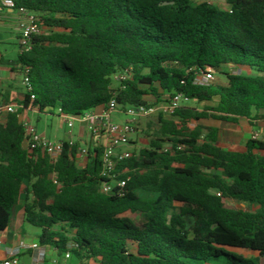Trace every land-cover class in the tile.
Segmentation results:
<instances>
[{
	"label": "trees",
	"instance_id": "obj_1",
	"mask_svg": "<svg viewBox=\"0 0 264 264\" xmlns=\"http://www.w3.org/2000/svg\"><path fill=\"white\" fill-rule=\"evenodd\" d=\"M14 1L41 31L13 61L27 69L31 90L0 120V233L22 203L39 244L78 264H264V138L224 149L219 127L202 122H264V0H226L227 9L193 0ZM228 65L249 72L194 82ZM177 95L195 105L155 114L143 131L148 145L117 166L121 194L100 191L101 147L81 166L67 144L55 161L24 144L23 109L77 116L112 97L124 110Z\"/></svg>",
	"mask_w": 264,
	"mask_h": 264
},
{
	"label": "built area",
	"instance_id": "obj_2",
	"mask_svg": "<svg viewBox=\"0 0 264 264\" xmlns=\"http://www.w3.org/2000/svg\"><path fill=\"white\" fill-rule=\"evenodd\" d=\"M206 3L212 4L213 0H202ZM1 5L14 10V0H0ZM19 12L18 23V44L19 52L28 51L30 49V40L33 35L40 33L41 28L38 24L37 16L22 7L17 8ZM22 85L25 92H30L31 86L29 83V77L27 75V69L23 68L21 71ZM127 69L114 75L115 80L125 79ZM215 80V70L207 68L200 75L195 77V83L199 85H207L211 81ZM33 98V95H31ZM188 102V98L182 95H177L171 98L167 103H162L156 107L140 106H128L124 110H120L116 104L115 98L112 97L107 104L102 106L101 111L94 112L88 111L82 115H69L63 113L60 108L57 109L58 115H61L63 120L67 122L68 127H72V121L78 119L81 123H85L87 129L92 135L103 137L104 142L101 144L96 143L94 147H101L100 153V167L102 181L100 183V191L104 194H121L122 188L125 186V180L119 177L117 166L120 162L131 157V135L136 130V125L139 118L152 116L158 111H162L165 114H172L175 109L180 106V102ZM16 109L14 105L0 106V114H7L13 112ZM114 112H122L129 116L124 121H115L112 117ZM22 125L26 131V138L24 144L31 149H39L47 154L53 161H55L59 155L64 151L65 144L68 149L72 150L76 148L75 158L86 157L89 153L90 147L77 144L74 139H68L66 141H50L39 135L34 126H32L27 120H22ZM251 138L260 139L264 138V131H254L251 133ZM170 149L169 146H165L164 150ZM217 195H220L217 193ZM24 249H38V256L35 258L33 264H41L44 261L45 251L38 243L26 244L21 242L16 249H9L7 257L0 259V264H20L19 254ZM64 257L70 258L69 252L64 254Z\"/></svg>",
	"mask_w": 264,
	"mask_h": 264
},
{
	"label": "crops",
	"instance_id": "obj_3",
	"mask_svg": "<svg viewBox=\"0 0 264 264\" xmlns=\"http://www.w3.org/2000/svg\"><path fill=\"white\" fill-rule=\"evenodd\" d=\"M193 1L195 3L202 2V0H193ZM223 4H226L224 8L222 7ZM212 5H216L220 9L221 8L227 9L228 7L226 0H213ZM3 10H5L6 14H4ZM13 13H14L13 9L4 7L0 3V27L6 26L10 23V21L7 20V16L12 15ZM18 16L19 15H17V18ZM17 23L18 22L15 23L16 25L15 30L17 32L14 38L5 37V35L2 34V30L0 29L1 30L0 31V106L14 105L16 106V108L19 106V103L22 100L23 94L25 93L23 85H22L21 72L17 68V66L13 67L14 66L13 61L17 58V55L19 54ZM13 41L14 43L17 44L16 51L11 50V47L8 46V45H11ZM101 109H102V106H99V107L93 108L90 111L99 112L101 111ZM31 113H34V112L30 111L29 109H23L21 113L19 114V120L20 121L27 120L30 123ZM47 114H50V113H47ZM54 114H58L57 109L54 111ZM155 114L156 113H154L152 116L155 117ZM5 116L6 114H0V120H4ZM139 120L140 119H138V121ZM241 123H242L241 127L243 129L244 141H243L242 149H238L237 151L244 150V144L246 140L250 137L252 132L264 131L263 121H255V125H252L247 120L245 121V123H243L242 119H240V122L238 124H241ZM207 125H215V124H207ZM35 130L39 135H41L47 140H50L46 137L44 132H38L36 128ZM220 132L221 130L219 128V136H220ZM68 139H74L80 145H86L90 148H93L96 143L101 144L102 142H104L103 137H98L94 135H91L90 140L87 142L86 139H84L83 132H80L77 136L69 132L67 133L66 137L55 138L53 141H66ZM139 142H140V137L137 131L135 130V132L131 135V148L132 149L136 148ZM232 150H236V149H232ZM76 161L78 165L82 166L84 165L86 161V157L79 158ZM21 199L22 200L24 199L23 196ZM39 234H40L39 228L25 222L23 206H22V203H20L18 209L11 217V221L9 223L7 230L0 233V259L6 258L8 250L16 249L21 242H24L26 244H32V243L39 244L38 242ZM41 247L45 251L44 261L41 262V264H78V262L72 258L66 259L64 255L58 256L56 253V250L52 247H49V246H41ZM38 252H39L38 249L22 250L19 254V263L20 264H33L35 261V258L38 256Z\"/></svg>",
	"mask_w": 264,
	"mask_h": 264
},
{
	"label": "rangeland",
	"instance_id": "obj_4",
	"mask_svg": "<svg viewBox=\"0 0 264 264\" xmlns=\"http://www.w3.org/2000/svg\"><path fill=\"white\" fill-rule=\"evenodd\" d=\"M226 4H223L222 7L224 8ZM214 8L219 9L216 5H213ZM222 9V8H221ZM4 14H6L5 10ZM19 15L18 10H14V13L10 16H7V20L10 23L6 26L0 27L2 30V34L5 37H12L14 38L16 34V25L15 23H19ZM17 23V26H18ZM0 30V31H1ZM44 31V30H43ZM11 47V50L16 51L17 44L13 43L8 45ZM14 53V52H13ZM14 56V54H13ZM239 72H249L246 68L242 67H235L234 65L223 66L220 70L215 72V80H225V77L222 73H239ZM116 83H112V86H115ZM180 105H195L193 102H184L181 101ZM202 104H199L198 107H201ZM112 117L115 121H124L129 118V116L122 112H114ZM140 120L137 122L136 131L140 137V142L136 146V149L146 147L149 143V137L146 136L144 130H147L148 123H151L153 126L156 124V118L153 116H148L144 118H139ZM246 119H242V122L245 123ZM72 127L67 126V122L63 120L61 115L58 114H45V113H31L30 114V123L34 128L37 129L38 132H44L46 137L50 140H54L55 138H64L66 137L67 133L71 132L75 136H77L80 132L84 133V139L88 142L90 140V136L92 135L91 132L87 129L85 123H81L78 119H74L72 121ZM204 124H215L219 126L221 132L218 138V144L225 148V149H242L244 136H243V129L242 123L241 124H231L226 122H220L215 120H204L202 121ZM154 128V127H153ZM151 134V132H149ZM251 136V135H250ZM86 146V145H85ZM230 203L240 209L243 210H254V206L246 205L241 202L237 201H230ZM234 251L242 254L248 253L247 250L243 249H233Z\"/></svg>",
	"mask_w": 264,
	"mask_h": 264
},
{
	"label": "water",
	"instance_id": "obj_5",
	"mask_svg": "<svg viewBox=\"0 0 264 264\" xmlns=\"http://www.w3.org/2000/svg\"><path fill=\"white\" fill-rule=\"evenodd\" d=\"M164 3H168V2H164Z\"/></svg>",
	"mask_w": 264,
	"mask_h": 264
}]
</instances>
